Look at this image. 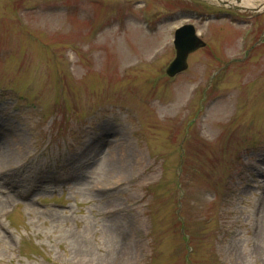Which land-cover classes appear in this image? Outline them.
<instances>
[{
    "label": "rangeland",
    "instance_id": "374dc122",
    "mask_svg": "<svg viewBox=\"0 0 264 264\" xmlns=\"http://www.w3.org/2000/svg\"><path fill=\"white\" fill-rule=\"evenodd\" d=\"M0 264H264V11L0 0Z\"/></svg>",
    "mask_w": 264,
    "mask_h": 264
},
{
    "label": "water",
    "instance_id": "95a60500",
    "mask_svg": "<svg viewBox=\"0 0 264 264\" xmlns=\"http://www.w3.org/2000/svg\"><path fill=\"white\" fill-rule=\"evenodd\" d=\"M174 44L177 55L167 70L170 76L186 68L185 60L189 52L205 45V43L195 35V29L191 25H185L175 32Z\"/></svg>",
    "mask_w": 264,
    "mask_h": 264
},
{
    "label": "bare ground",
    "instance_id": "6f19581e",
    "mask_svg": "<svg viewBox=\"0 0 264 264\" xmlns=\"http://www.w3.org/2000/svg\"><path fill=\"white\" fill-rule=\"evenodd\" d=\"M217 1L218 2L221 1L223 3H228V4H231L233 6H237V7L239 6V7H242V8L243 7L244 8H250V9H253L254 7L255 8H259V6L255 4L256 0H217ZM251 6H253V8ZM116 147H117V149L120 152V157L121 158H120V160L115 158V156H112L110 158V163H111L110 164V175L111 174L114 175V174H116L117 171L122 169L123 163H124V158L126 157L125 153H124V148H125L124 144L119 143V145H117ZM93 148H96V147H92V149Z\"/></svg>",
    "mask_w": 264,
    "mask_h": 264
}]
</instances>
